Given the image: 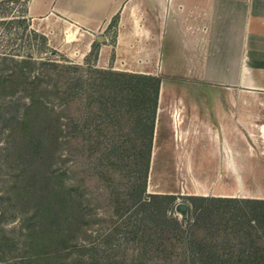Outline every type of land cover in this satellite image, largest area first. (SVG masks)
<instances>
[{"label":"rangeland","instance_id":"374dc122","mask_svg":"<svg viewBox=\"0 0 264 264\" xmlns=\"http://www.w3.org/2000/svg\"><path fill=\"white\" fill-rule=\"evenodd\" d=\"M24 14L22 2H0V54L14 55L13 60L0 56V79L14 59L57 58L55 66L34 70L50 71L52 80L44 79V85L51 87L49 100L67 136L29 142L35 122L11 132L13 116L26 113L28 94L0 86V264H168L140 242L162 229L151 217L144 220L146 212L136 202L141 192L168 195L158 206L181 223L165 233L172 237L167 252L175 261L189 253L252 251L241 245L251 222L245 203L213 200L211 192L207 199L191 198L182 188L181 161L172 163L163 136L145 169L139 146L148 138L153 81L142 98L140 90L128 89L134 81L129 76L95 66V49L82 57L84 38L61 44L55 33L48 41ZM67 96L68 105L62 103ZM260 168L264 173V162ZM237 180L238 189L264 197V176Z\"/></svg>","mask_w":264,"mask_h":264},{"label":"crops","instance_id":"0c3cea01","mask_svg":"<svg viewBox=\"0 0 264 264\" xmlns=\"http://www.w3.org/2000/svg\"><path fill=\"white\" fill-rule=\"evenodd\" d=\"M17 1L48 41L159 78L150 157L163 136L186 193L264 198L234 185L264 176V0Z\"/></svg>","mask_w":264,"mask_h":264},{"label":"trees","instance_id":"16d2710c","mask_svg":"<svg viewBox=\"0 0 264 264\" xmlns=\"http://www.w3.org/2000/svg\"><path fill=\"white\" fill-rule=\"evenodd\" d=\"M3 0L0 2H5ZM25 15V14H24ZM3 58H11L13 60L14 55L11 53L3 52L0 54ZM44 60H39L33 58V56H27L24 59H14V64L7 66L9 68V74L5 79H0V86L3 84L7 86L11 91H24L28 94L27 101L25 102L26 113L22 110L19 114L16 113L13 116L14 123L10 127V131L24 130L26 129L31 122H35L36 129L32 130L28 135L29 142H43L45 140H52V138H66L67 133L65 134V124L58 114H56V109L53 104L50 102L48 96L51 90L49 84L44 85V79L52 80L50 71H36L38 67L43 65L55 66L60 63L57 61V58H47ZM71 62V61H70ZM73 64V63H72ZM68 65V64H66ZM36 69V70H34ZM50 70V68L48 69ZM105 70V69H104ZM119 75L129 76L130 83L128 89L131 91L140 90L142 98H147L148 93V83L153 81V105L151 115H149V126H148V138L144 144H141L139 147L143 149L145 154V169L149 168V160L151 154V145H152V135L154 128L155 112L157 107V97L159 91L160 80L158 77L150 74L142 73H133L126 71L111 70ZM141 80L143 83H138L137 81ZM53 87V91L54 86ZM38 88L44 89V91L38 92ZM62 103L68 105L69 96L62 99ZM103 106L106 107L104 101L100 102ZM24 105V102H23ZM16 107H18V102ZM12 118V117H10ZM142 151V150H141ZM146 184V181H144ZM143 182V183H144ZM145 191V190H144ZM146 194V193H145ZM142 196L139 194L136 202L138 203V209H143L146 214L144 220L147 217H151L153 222H157L162 229L155 232L151 239L147 241L143 237L140 238L142 247L147 249L149 247L153 248V252L156 257H159L162 262L168 264H174L179 262H187L189 264H264V198H239V197H220V196H210L213 200L220 201H234L237 203H245V214L249 216V224L244 227V230L247 231V240L244 243H241L242 246H248L253 248L252 251H246V247L242 249L235 256L222 254V253H209L206 255H199L196 253L183 254L175 257L181 261H175L172 256L167 252V248L171 246L172 237L166 235L168 227L174 226V228L179 229L181 223L178 219L167 214V208H159L158 204L163 202V198L167 197V194L159 193H148ZM191 198L201 197L207 199V196H198L191 195ZM155 207H158L157 209ZM257 233L261 234V241L257 242ZM143 235V234H142ZM170 243V244H169Z\"/></svg>","mask_w":264,"mask_h":264}]
</instances>
